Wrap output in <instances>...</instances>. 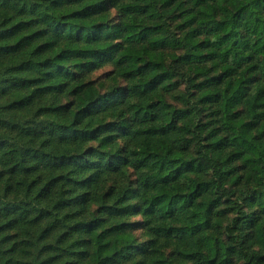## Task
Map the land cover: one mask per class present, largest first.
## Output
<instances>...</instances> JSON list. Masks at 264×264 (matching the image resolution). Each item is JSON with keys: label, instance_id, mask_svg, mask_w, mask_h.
Returning <instances> with one entry per match:
<instances>
[{"label": "trees", "instance_id": "1", "mask_svg": "<svg viewBox=\"0 0 264 264\" xmlns=\"http://www.w3.org/2000/svg\"><path fill=\"white\" fill-rule=\"evenodd\" d=\"M0 264H264V0H0Z\"/></svg>", "mask_w": 264, "mask_h": 264}, {"label": "rangeland", "instance_id": "2", "mask_svg": "<svg viewBox=\"0 0 264 264\" xmlns=\"http://www.w3.org/2000/svg\"><path fill=\"white\" fill-rule=\"evenodd\" d=\"M106 70V69H105ZM105 70H103V71H105ZM103 71H100L99 73H102Z\"/></svg>", "mask_w": 264, "mask_h": 264}]
</instances>
